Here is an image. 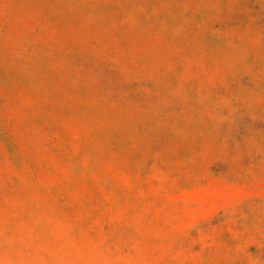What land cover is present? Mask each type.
Instances as JSON below:
<instances>
[{"label":"rangeland","instance_id":"rangeland-1","mask_svg":"<svg viewBox=\"0 0 264 264\" xmlns=\"http://www.w3.org/2000/svg\"><path fill=\"white\" fill-rule=\"evenodd\" d=\"M0 264H264V0H0Z\"/></svg>","mask_w":264,"mask_h":264}]
</instances>
